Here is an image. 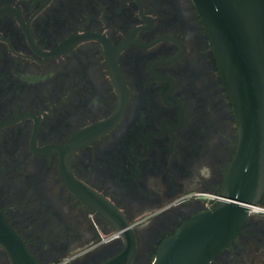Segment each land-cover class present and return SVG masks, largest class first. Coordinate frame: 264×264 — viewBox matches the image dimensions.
Segmentation results:
<instances>
[{
  "label": "flooded vegetation",
  "instance_id": "flooded-vegetation-1",
  "mask_svg": "<svg viewBox=\"0 0 264 264\" xmlns=\"http://www.w3.org/2000/svg\"><path fill=\"white\" fill-rule=\"evenodd\" d=\"M237 148L193 0H0V213L37 264H103L114 224L149 264L221 199ZM208 264H264V216Z\"/></svg>",
  "mask_w": 264,
  "mask_h": 264
},
{
  "label": "water",
  "instance_id": "water-1",
  "mask_svg": "<svg viewBox=\"0 0 264 264\" xmlns=\"http://www.w3.org/2000/svg\"><path fill=\"white\" fill-rule=\"evenodd\" d=\"M233 106L238 148L213 207L182 222L165 236L149 264H208L247 220L244 204L264 193V0H193ZM112 221V212L100 211ZM124 248L103 264H127L135 238L128 224H114ZM0 242L13 264H37L0 213Z\"/></svg>",
  "mask_w": 264,
  "mask_h": 264
},
{
  "label": "built area",
  "instance_id": "built-area-1",
  "mask_svg": "<svg viewBox=\"0 0 264 264\" xmlns=\"http://www.w3.org/2000/svg\"><path fill=\"white\" fill-rule=\"evenodd\" d=\"M244 206L247 208L248 215H262V216H264V204H261V203L244 204ZM117 233L118 232H115L114 235L117 236ZM65 259H62L60 261V263L64 262Z\"/></svg>",
  "mask_w": 264,
  "mask_h": 264
},
{
  "label": "clouds",
  "instance_id": "clouds-1",
  "mask_svg": "<svg viewBox=\"0 0 264 264\" xmlns=\"http://www.w3.org/2000/svg\"><path fill=\"white\" fill-rule=\"evenodd\" d=\"M205 170L208 171L209 172V175H210V171H211L210 168H207L206 167Z\"/></svg>",
  "mask_w": 264,
  "mask_h": 264
}]
</instances>
